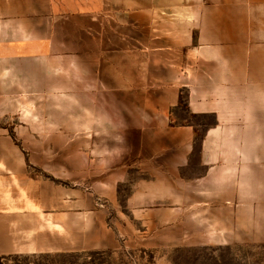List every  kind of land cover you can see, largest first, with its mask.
Wrapping results in <instances>:
<instances>
[{"label":"crops","instance_id":"obj_1","mask_svg":"<svg viewBox=\"0 0 264 264\" xmlns=\"http://www.w3.org/2000/svg\"><path fill=\"white\" fill-rule=\"evenodd\" d=\"M121 1L134 13L121 14L114 26L118 46L105 42L106 18L89 17L98 25L87 33L89 48L75 53L103 57L89 70L118 72L97 80L103 98L117 90L119 102L135 109L88 112V155L91 145L93 155H105L107 142L117 139L119 157L88 159L87 166L103 168L101 182L130 186L126 209L144 223L193 232L194 245L206 231L215 232L217 245L264 244V0ZM30 13V0H0V24L22 18L25 29ZM30 53L25 42L16 48L11 31L0 33L1 61ZM26 163L0 159V255L20 246L6 216L36 212L19 185ZM53 249L60 250H40Z\"/></svg>","mask_w":264,"mask_h":264},{"label":"rangeland","instance_id":"obj_2","mask_svg":"<svg viewBox=\"0 0 264 264\" xmlns=\"http://www.w3.org/2000/svg\"><path fill=\"white\" fill-rule=\"evenodd\" d=\"M76 1L77 8L71 7L75 0H63V7L56 5L60 0H30V27L23 29L22 18L0 24L1 34H14L16 48L25 42L31 51L0 60V159L27 162L19 185L43 213L40 218L16 210L6 216L8 233L20 246L0 255V264H264V244L217 245L215 232L206 231L202 244L194 245L199 239L193 232L167 231L161 221L142 222L126 209L130 186L101 182L103 168L87 166L88 159L116 162L119 157L117 139L107 142L112 150L105 155H93L92 145L88 155V139L93 138L88 112L99 116L124 112L125 106L134 110L135 105L120 103L114 89L103 98L97 80L104 75L114 80L118 72L89 70L103 57L75 52L89 48L87 33L92 35L91 28L98 25L93 19L86 22L89 17L106 18L103 26L111 29L104 30L105 42L117 47L114 26L134 7L123 10L121 0ZM28 27L29 38L24 33ZM110 61L118 62V57ZM48 222L54 226L47 227ZM55 222L61 226L56 233ZM44 244H57L60 250H40Z\"/></svg>","mask_w":264,"mask_h":264},{"label":"bare ground","instance_id":"obj_3","mask_svg":"<svg viewBox=\"0 0 264 264\" xmlns=\"http://www.w3.org/2000/svg\"><path fill=\"white\" fill-rule=\"evenodd\" d=\"M27 206L30 208V210H35L37 213H38V216L40 217V218H42L43 217V213L41 212V211H39V208L36 206V204L34 203V202H32V201H28V203H27ZM42 224V223H41ZM46 224V223H45ZM49 222H48V226L47 227H49ZM52 225V224H51ZM51 225H50V228H51ZM46 226V225H45ZM52 226H54V225H52ZM53 228V227H52ZM33 249V248H32Z\"/></svg>","mask_w":264,"mask_h":264}]
</instances>
